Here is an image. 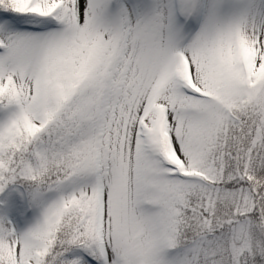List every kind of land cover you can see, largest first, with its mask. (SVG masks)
I'll use <instances>...</instances> for the list:
<instances>
[{
	"label": "snow or ice",
	"instance_id": "obj_1",
	"mask_svg": "<svg viewBox=\"0 0 264 264\" xmlns=\"http://www.w3.org/2000/svg\"><path fill=\"white\" fill-rule=\"evenodd\" d=\"M0 264H264V0H0Z\"/></svg>",
	"mask_w": 264,
	"mask_h": 264
}]
</instances>
